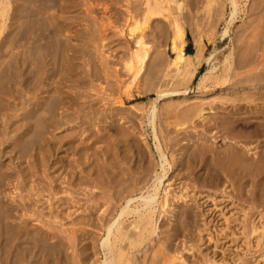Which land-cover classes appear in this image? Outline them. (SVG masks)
Here are the masks:
<instances>
[{"label":"rangeland","instance_id":"obj_1","mask_svg":"<svg viewBox=\"0 0 264 264\" xmlns=\"http://www.w3.org/2000/svg\"><path fill=\"white\" fill-rule=\"evenodd\" d=\"M9 1L10 5L4 6L6 8L0 11V131L2 132L4 129L1 133L2 135L0 134L3 139H0L2 141L7 139L9 143L6 144V142L4 144L5 146L3 145L0 148L10 151L7 150L9 153L5 151L8 155L5 153L6 155H3V158L1 157L2 159H0V168L2 169H0V172L3 175V177L0 176V180L2 181L0 183H3L1 184L2 186L0 185V198L2 199H0V204L8 205V203L12 201L9 205L13 204L12 207H10L14 208L13 210L15 212L12 210L13 212L11 213L13 216L7 217L10 220L3 218L0 213V217H2L0 221L2 219H4V222L7 221V223L10 221L9 224L12 222V226H17V229H19V223H21V227H26V224H28L27 229L29 228L28 226H30V228H33V231L29 228V232L21 237L20 235L17 236L14 228V232L11 231L7 233L8 238H11H6L7 240L5 239V237H7L5 233L0 234V259L2 260H0V264H35L36 262V264H47L49 260L51 261L49 264H100L104 260L105 257L101 248V243L106 235L103 231L104 228L101 226L102 221L98 219V217H101L100 215L107 207V205H104L107 201H112L111 203L113 204L115 203L113 198H111L112 192H114L115 189L113 188L111 192V186L123 183H127L123 184V186H127L131 180L140 177L143 178L142 180L144 181L142 182L143 184L141 183V185H139L142 187L156 171L160 172L159 156L154 147L151 127L147 124L146 119V113L154 102L156 105V119L158 118L155 120V128L167 159L168 164L165 166L167 172L160 186L157 198V203L159 205H156V214L154 216L155 225L153 224L154 232L151 234L149 233L150 231L146 233V241L141 240L137 242L138 247L125 250V263L127 261H132L133 264H143V262L144 264H264V169L263 171L261 170L262 167L264 168V158L262 157L263 155L261 156V154H264L262 153L264 151V89L258 90L261 94L256 89L250 90L249 87L240 90L234 89L236 83H246L251 77L256 75L259 76L264 73V68L262 67L264 64V56L262 55V53L264 54V2H262V0H236L238 6L237 18L229 27V36L221 39L220 33L225 27L229 14L232 11L231 4L228 0H172L174 3H181L180 10L177 12L169 10L162 14H158L156 9L157 5L161 3L162 0ZM175 20L184 33L185 44L183 49L185 53H195L198 46L202 49V60L196 68L195 77L189 80V82V73L180 68L179 64H172L176 57V53L172 51V46L176 42L173 31V23ZM134 24L136 29L135 32L132 33L133 36H131V39L129 35L130 27ZM138 36L148 44L147 46L144 43L149 50L148 59L141 75L133 81V71L130 73L126 68V64L135 49L134 41ZM23 51L24 53H22ZM12 52H16L17 54H13ZM21 54L24 56L22 57ZM26 54H29V56H26ZM259 54H261V56ZM11 55H13V57ZM258 55L260 60H258V62L253 61V63L256 64L255 67V64L252 63V57H256L254 59L256 60L259 58ZM227 56L232 57H230L233 64L231 68L232 71L235 70L237 66H241L243 69L241 67H239V69L237 68L236 70L238 71L235 70V73L233 72L232 75L231 70L228 73H222L224 61ZM20 57H22L23 60L20 59ZM246 57H248V60ZM249 59H251L252 64L246 62V60L250 61ZM242 60L245 61L242 63ZM234 61L239 65L235 66ZM237 61H239V63ZM262 61L263 64L261 63ZM244 63L247 64V68H244L246 65H244ZM248 65L253 71L247 70L250 68H248ZM212 66L216 68V81L214 80L213 84L211 81H208L204 85L198 84L201 75ZM10 67L11 69L13 68V71ZM31 68L34 70L37 68L38 72L37 69V73L33 70V74L32 71H30ZM253 68L256 70L263 68V70L257 73L259 71ZM244 69H246V71H244ZM11 71L13 75L15 74L14 76H16V74L25 75L27 72L28 76H25L28 77L27 79L30 81L29 84L24 86L13 85L14 88L11 85V79L14 77ZM15 71L16 73H14ZM4 76H8L10 79ZM226 76H232V78L230 79ZM243 76H246L249 80L246 77L242 78ZM248 76H250V78ZM3 78H5V80ZM32 79H34V83ZM85 80L87 82H85ZM255 81L256 80H253V82H251L250 80V83H254ZM36 83L39 84L36 86ZM42 83H44L43 86ZM30 84L34 85L35 89L34 87L31 89L32 86L30 87ZM46 84H48V87ZM214 85H223L224 88L216 91V94L200 97V94L205 89L214 88ZM41 86L46 87L41 88ZM12 88H14V91ZM23 88H26V90ZM54 88L57 89V91ZM1 89L6 94H3ZM186 89L187 92L184 93ZM15 90L17 91L15 92ZM23 90L26 93H23ZM159 90L167 92L179 91L181 96L159 100L157 98V91ZM11 91L14 92V95L16 94L15 96L20 94V97H16V101L15 98L12 97L13 93L11 94ZM42 92L46 94L44 95ZM29 93L32 94L30 95ZM37 93L40 94V96ZM27 94H29V96ZM55 94L58 95L55 96ZM244 94L245 96L247 94L249 96L245 97L243 96ZM27 96L30 97V99H28ZM36 96H38L40 100ZM49 97L52 99H49ZM247 97L252 100L254 99V101L251 100L250 102ZM24 98H27L29 101H23L25 100ZM79 98L82 99L80 100ZM242 98L246 101H243ZM3 99L5 101L4 103L2 101ZM53 99L54 102L57 100L55 103H51V105L56 104L55 106L50 105V100L53 101ZM38 101H40L42 105L38 112L40 113L44 109V113L48 111L47 113L50 114V116L47 113L45 114V116H49H46L48 118L45 117V120L43 118L44 116H41L43 120L38 118L40 117L38 115H36L38 117L34 116V114H38V112L35 111L37 112L35 113L32 111L36 109L33 105ZM14 102H18L16 104L21 105L17 106ZM45 102L46 104L48 103L46 108H54L46 110V108H43ZM61 102H63L64 105ZM78 102L83 103V106ZM29 104L32 105L30 106L32 109L28 106ZM202 104H205V107L214 106L213 111L204 119L205 122L204 120L200 121L197 119V109H199L197 106H204ZM8 105L11 110L7 109ZM49 105L50 107H48ZM61 105L63 109L61 107V109L58 108ZM68 105L69 107H67ZM63 106H65V108ZM19 107L21 108L19 109ZM189 108L190 111L188 112L186 109ZM214 108L217 109L214 110ZM12 109H17L18 111L16 110V112ZM27 109L29 110L26 111ZM23 111L24 113H21ZM92 111L97 114L93 115L94 112ZM43 112L41 113L42 115ZM60 112H62V114H60ZM1 113L4 114V117L1 116ZM7 113L8 116L6 115ZM191 113H194V117ZM87 114L89 115L87 116ZM11 115L14 117L12 119H15L16 116L17 118L19 117V119L16 118V122L15 120L11 122V118H7V121L6 116L12 117ZM54 115L56 118H54ZM37 118L40 119L42 123L39 121L37 122ZM1 119L3 120L1 121ZM27 119L30 121H27ZM55 119L57 121L54 122ZM225 119L231 122V124H228ZM18 120L19 122L21 120V124H19ZM33 120H35L38 125L36 122L34 123ZM207 121L209 122V127L207 126L208 128L206 131L204 127L208 125ZM232 122H234V125H232ZM236 122L237 124H235ZM82 123L84 124V128L86 127L87 132L85 131L86 129H83ZM211 123L213 125H211ZM10 124L11 129L10 127L8 128ZM33 124L35 127L36 125L40 126L42 124L41 130L43 128L45 130H40V133H37L36 129L39 130L40 128L32 127ZM50 124H52L51 127L48 126ZM57 124H60V126ZM13 125L18 128H14ZM224 125H226V127H224ZM229 125L234 126V128ZM70 126L72 129L69 128ZM229 127L233 130H228ZM13 128L18 132L14 131ZM32 128L35 129L36 133ZM11 130H13V132H11ZM81 130H83V132ZM212 130L214 132H212ZM74 131H76L78 135H76L77 133ZM10 132L14 133V136L16 134L17 137L22 136L21 139H19V137L13 140L14 136L8 135V133L11 134ZM29 133L35 134V136L32 135L34 138L30 136ZM26 134H28L30 138ZM71 134H74V136L71 137ZM80 134L83 136H80ZM46 136L48 138H45ZM122 136L125 138L121 139ZM35 137L39 144L36 143V140L35 142L33 140L32 144L31 142L25 143L27 140L29 142L30 139H35ZM62 137H64L65 140L61 139ZM68 137L70 138L68 139ZM78 138H82V140ZM44 139H46V141H44ZM47 139L49 142H47ZM16 140H19V142ZM72 140L74 142H72ZM122 140H124V142ZM80 141L86 145L82 144ZM15 142L17 144H15ZM127 142L129 144H127ZM21 143L24 148L20 147ZM10 144L15 147L9 146ZM42 144H45L47 148ZM17 145H19L18 148ZM40 145L45 148V151L42 147V150L40 149ZM68 146H70V149ZM87 146L89 149H87ZM58 147L61 150L58 149ZM205 147L211 148H208L210 150H207L209 151L208 154L204 149ZM13 148L15 150H13ZM19 148L22 150L21 153L23 156L19 155L21 151ZM68 149L69 151H66ZM201 149L202 151H199ZM262 149L263 151L261 152ZM29 150L34 151L31 152ZM53 150L55 152H53ZM211 150L216 151L218 156L215 155L214 152L211 155ZM232 150L238 153L231 152ZM23 151L26 153L24 154ZM35 151L36 153H34ZM203 151L206 152L207 155L203 153ZM45 152H49L53 157L52 155L49 157L50 154L48 155ZM199 152L203 153H201L202 156ZM44 153L45 155H43ZM126 153H128V155ZM209 153L210 156L214 154V158H206ZM221 153H223V155ZM231 153L233 154L231 155ZM239 153L241 157L236 156H239ZM108 154H110V156ZM190 154L192 157L194 156V158H191ZM195 154H199L197 158ZM204 154L206 157L203 156ZM24 155L27 157H24ZM258 155H260L259 158H263L262 160L260 159L261 161L258 159ZM43 156L48 157L49 160H46V158L44 160L42 158ZM244 156L245 158L243 159L249 162L247 163V166H250L247 167L248 169H245L246 167L243 168L241 165L239 166L242 160L241 158ZM126 157H128V160ZM218 157L221 159H217ZM229 157H235L234 160H237L235 163L238 162V165L233 164L231 166L232 162L229 161L231 160ZM256 158L260 165L263 161L260 166L261 168L257 164ZM112 159H114L116 163L119 162L120 165L115 164ZM201 159L203 161H201ZM210 159L213 161L210 162ZM216 159L218 161H216ZM40 160L45 162L39 164ZM198 160L200 161L198 162ZM214 160L216 161L215 167H213L215 164ZM34 162H39V165L37 163L34 164ZM207 162H209V164H207ZM228 163H230L229 166ZM4 164H7V166ZM206 164L208 166L213 164L211 166L212 169L210 166H206ZM114 165H119L120 169L118 167L116 169ZM144 166L149 172L148 170H144ZM224 166L226 167L225 169ZM8 167L12 170L8 171ZM30 167L33 168L30 170ZM50 167H53L52 170ZM137 167L139 168L137 169ZM227 168H230V170L228 169L227 171ZM242 168L247 170V172H243V170H241ZM24 169L26 173L23 172V176L21 173ZM110 169H112V171ZM28 170L30 172L34 171L32 174H36L34 175L35 177L29 172L34 179L30 178V175L27 174ZM213 170H216L215 173H217L218 176L220 175L219 180L221 182L219 180L217 182L218 177L213 180L214 176L211 177ZM204 171H207V176H210L209 178H206V172ZM208 171H210V174ZM187 173H189V175H187ZM121 174L124 175L121 176ZM74 175L77 176L74 177ZM108 175L112 176L109 177ZM195 175H197V177ZM10 176L12 177L10 178ZM25 176L27 178L29 177L28 181L25 180ZM49 177L52 180H49ZM77 177L80 178V181H78ZM117 177H120V179H117ZM20 178H22V180L24 178V183ZM180 179H182V181ZM207 179H209V181ZM242 179L245 185L242 184ZM152 180H150L148 185L151 184ZM202 180L205 182L207 181L206 184ZM18 181L19 183H23V185L21 184L20 186V184H17ZM76 181L78 182L76 183ZM75 183L78 184L77 186L79 188ZM211 183L213 186L215 185L214 183H216L217 186L215 185L213 187ZM26 184L29 189L26 187ZM209 184L211 185L209 186ZM24 185L26 188H24ZM42 186L46 188V190L44 189L42 191ZM119 186L116 188L118 189ZM21 187L26 190L28 189V191L23 189L24 192L20 191ZM39 187L42 189H38L39 191H37L35 188ZM82 189L85 190L83 191ZM29 192L31 194H28ZM107 192L111 195H109L110 198L108 200H105L104 193L105 196H107ZM17 197H19V199H17ZM24 197L26 199L27 197L28 199L31 197L30 200L27 199L29 205ZM163 197L164 199L169 197L171 200L173 198L172 201L170 200L171 205L169 208H160V204L164 201ZM16 199L22 202L21 204L19 201L22 206L20 204L16 206V202L18 203ZM24 201L27 207L23 203ZM15 207L16 209L18 208L17 212ZM22 209H24V211ZM182 211H185L183 216ZM105 214H102L103 218L104 216L105 218L108 217V213ZM96 218L101 222H97L98 220H96ZM174 220L178 221L180 224ZM24 221L27 223L25 224ZM131 221H133V219H126V223ZM175 222L177 223L176 226L174 225L176 224ZM97 227H99L100 230ZM255 228L257 229L256 232H254ZM79 229H82L81 232ZM73 231L75 233H80L75 234ZM30 232L35 233L30 234ZM84 232L86 233L84 234ZM14 233L16 234L14 235ZM25 236L29 237V240L27 237L25 238ZM30 236L33 239H31ZM18 237H21L20 240L22 241L18 240ZM24 239L27 241H23ZM77 239L82 241H78ZM90 239L92 241H88ZM11 240H13V242L15 240V243ZM11 242L12 248L10 246L8 247ZM76 242L80 245H77ZM90 243L92 244L91 246ZM22 246H24V248H22ZM14 247L17 249H14ZM26 248L29 250L28 252ZM32 249H34L33 252ZM75 249H78V251ZM82 249L85 253L82 252ZM16 250L23 252L19 254L20 251H17V253L15 252ZM26 253L27 255L28 253H32L30 256L28 255V259H26ZM34 254H36V258ZM56 254L58 256H56ZM11 256L14 260H11ZM15 256H17V258H15ZM40 256L41 259H39ZM26 260L28 261L26 262Z\"/></svg>","mask_w":264,"mask_h":264},{"label":"bare ground","instance_id":"obj_2","mask_svg":"<svg viewBox=\"0 0 264 264\" xmlns=\"http://www.w3.org/2000/svg\"><path fill=\"white\" fill-rule=\"evenodd\" d=\"M229 1V3L231 4V7H232V11H231V13L229 14V18H228V20L226 21V24H225V27L223 28V30H222V32L220 33V38L221 39H224V38H226V37H228L229 36V32H230V30H229V27H230V25L232 24V22L237 18V15H238V6H237V1L236 0H228ZM262 2H264L263 0H262ZM175 4V5H174ZM10 5V1L9 0H0V11H2L3 10V8H6V7H4V6H9ZM262 5H263V3H262ZM175 6V7H174ZM263 7V6H262ZM180 8H181V3H179V2H176V3H174V1H172V0H162L161 1V3H159L158 5H157V7H156V9H157V13L158 14H162L163 12H165V11H169V10H172V12H177L178 10H180ZM135 29H136V27H135V24L134 25H132L131 27H130V38H131V36H133L132 35V33L133 32H135ZM173 31H174V36H175V39H176V42H175V44L172 46V51L173 52H175L176 53V57H175V59L173 60V62H172V64H175V63H177V64H179L180 65V68H182L183 70H185V71H187L188 73H189V79H188V82H189V80H191L192 78H194L195 76V71H196V68L199 66V64H200V62H201V60H202V55H201V53H202V49L198 46L197 48H196V51H195V53H193V54H187V53H185V51H184V49H183V47H184V44H185V41H184V33H183V31H182V28L180 27V25L178 24V22L175 20L174 21V23H173ZM132 39V38H131ZM145 42L143 41V39L141 38V37H139L138 36V38H136L135 39V41H134V45H135V49H134V51L132 52V54H131V56H130V58H129V60H128V62H127V64H126V68L128 69V71L131 73L132 71H133V74H134V76H133V81L134 80H136L137 78H139V76L141 75V73H142V70H143V68H144V65H145V63H146V61H147V59H148V50H149V48L147 49V46H148V44H144ZM15 46V45H14ZM37 46V45H36ZM12 48H13V46H12ZM15 48V47H14ZM34 48H36V47H34ZM33 48V49H34ZM30 49H32V48H30ZM29 49V50H30ZM34 50H36V49H34ZM25 51H28V50H25ZM31 51V50H30ZM13 53V52H12ZM16 53V52H15ZM15 53H13V54H15ZM22 53H24V51L22 52ZM26 53V52H25ZM28 53V52H27ZM17 54V53H16ZM29 54H30V52H29ZM29 54L27 55L26 54V56H29ZM22 55V57L24 56L23 54H21ZM31 55H32V53H31ZM260 56H261V54H259ZM259 55H258V57H259ZM262 55L264 56V54L262 53ZM12 57H13V55H11ZM22 57H20V59H22L23 60V58ZM33 57V56H32ZM231 57V56H230ZM230 57L229 56H227L226 57V59H225V61H224V69L222 70V73H228L230 70L232 71V61H231V59H230ZM232 58V57H231ZM237 58V57H236ZM235 58V59H236ZM239 58V57H238ZM244 58V57H243ZM248 57H246V59H247ZM251 58V57H250ZM253 59H252V63H253V61L254 62H258V60H260V57L259 58H257L256 60H254L255 58L254 57H252ZM262 58V57H261ZM264 58V57H263ZM28 59V58H27ZM30 59H31V57H30ZM34 59V58H33ZM245 59V58H244ZM21 60V61H22ZM240 60V59H239ZM248 60V59H247ZM246 60V62H250L251 63V59H249L250 61H247ZM12 61V60H11ZM245 60H242L241 62L243 63ZM20 62V61H19ZM29 62H31V61H29ZM236 61H234V63H235ZM238 63H239V61H237ZM21 63V62H20ZM22 63H23V61H22ZM39 63V62H38ZM37 63V64H38ZM250 63H249V65H250ZM251 63V64H252ZM262 64H263V61L261 62ZM260 63V64H261ZM12 64V63H11ZM30 64V63H29ZM40 64V63H39ZM246 63H244V65H245ZM253 64H255V63H253ZM22 65V64H21ZM235 66L236 65H239V64H234ZM240 65H243V64H240ZM248 65V68L251 66H249ZM9 66H11V65H9ZM30 66V65H29ZM235 66H234V68H235ZM260 66H262V65H260ZM42 67V66H41ZM239 67H241V66H237V68L239 69ZM252 67V66H251ZM251 67L249 68V69H247L248 71L249 70H252L251 69ZM255 67H256V64H255ZM263 68H264V64H263V66H262ZM20 68H22V67H20ZM30 68V67H29ZM179 68V69H180ZM233 68V69H234ZM236 68V69H237ZM242 68V67H241ZM244 68H247V64L245 65V67ZM263 68H260V70H256L255 68H253V69H255L256 71H259V72H257V73H260V71L261 70H263ZM10 69H11V67H10ZM37 69V68H36ZM36 69L34 70V69H32L31 68V70L30 71H32V73H33V70L36 72ZM135 69V70H134ZM235 69V70H236ZM243 69V68H242ZM12 71H13V68L11 69ZM215 70H216V68L214 67V66H212L208 71H206V72H204L202 75H201V77L199 78V80H198V84H201V85H204L205 83H207L208 81L210 82L211 81V83L213 84L214 83V80L215 79H217L216 78V76H215V74H216V72H215ZM235 70H233L232 71V73H231V75L233 74V72L235 73ZM12 71H11V73H12ZM40 71V70H39ZM134 71H135V73H134ZM236 71H238V70H236ZM240 71H241V69H240ZM244 71H246V69H244ZM253 71V70H252ZM26 72V71H25ZM29 72V71H28ZM37 72H38V69H37ZM36 72V73H37ZM251 72V71H250ZM264 72V71H263ZM11 73H10V75H11ZM14 73H16V71L14 72ZM31 73V72H30ZM241 73V72H240ZM245 73H247V72H245ZM244 73V74H245ZM254 73H256V72H254ZM262 73V72H261ZM34 74V73H33ZM39 74V73H38ZM37 74V75H38ZM42 74V73H41ZM132 74V75H133ZM230 74V73H229ZM9 75V76H10ZM12 75H13V73H12ZM15 75V74H14ZM13 75V76H14ZM25 75H27V72H26V74ZM25 75H18V74H16V76H14V77H12V81L11 80H9V81H11L10 83H11V85L13 86V85H19V86H24V85H28L29 84V82L30 81H28V77H26ZM36 75V74H35ZM227 75V74H226ZM240 75V74H239ZM28 76V75H27ZM53 76V75H52ZM223 76V75H222ZM236 76V75H235ZM251 76H253V75H251ZM4 77H6V78H8V76H4ZM36 77V76H35ZM226 77H229V76H226ZM246 77V76H245ZM244 76L242 77V78H245ZM249 78H250V76H248ZM10 78H11V76H10ZM10 78H8V79H10ZM30 78V77H29ZM51 78V77H50ZM230 79L232 78V76L231 77H229ZM247 78V77H246ZM258 78V79H257ZM4 80H5V78H3ZM86 79V78H85ZM240 79V78H239ZM238 79V80H239ZM248 79V78H247ZM33 80L34 79H32V82H33ZM42 80V79H41ZM226 80H227V78H226ZM242 80V79H241ZM240 80V81H241ZM249 80V79H248ZM250 80H251V82H253V80H256L254 83H250ZM250 80L248 81V82H246V83H242V82H238V83H236L235 84V87H234V89L235 90H240V89H245V88H250V90L251 89H256L257 91L258 90H260V89H264V73H262V74H260L259 76L258 75H256V76H253V77H251L250 78ZM40 81V80H39ZM52 81V80H51ZM54 81V80H53ZM216 81V80H215ZM221 81H222V77H221ZM7 82V81H6ZM31 82V83H32ZM35 82V81H34ZM33 82V83H34ZM37 82V81H36ZM50 82V81H49ZM85 82H87L86 80H85ZM84 82V83H85ZM220 82V81H219ZM226 82V81H225ZM46 83V82H45ZM133 83V82H132ZM37 84H39V83H36V86H37ZM43 84L44 83H42V86H43ZM224 84V83H223ZM48 84H46V86H47ZM32 86V88L31 89H33V87H34V89H35V86L34 85H31L30 84V87ZM41 86V88H45V87H42ZM215 87L214 88H210V89H205L201 94H200V97H204V96H207V95H210V94H214L216 91H219L220 89H222V88H224V86L223 85H214ZM14 87V86H13ZM26 87V86H25ZM48 87V86H47ZM11 88V87H10ZM15 88V87H14ZM14 88H12L13 89V91H14ZM22 88V87H21ZM24 89V88H23ZM28 89V88H27ZM31 89H30V91H31ZM37 89V88H36ZM55 89V88H54ZM2 90V89H1ZM8 90V89H7ZM24 90H26V88L24 89ZM23 90V91H24ZM56 91H57V89H55ZM234 90V91H235ZM247 90V89H246ZM249 90V89H248ZM17 90H15V92H16ZM28 91V90H27ZM41 91V90H40ZM44 91V90H43ZM56 91H54V92H56ZM244 91V90H243ZM2 92H3V90H2ZM32 92V91H31ZM36 92V91H35ZM39 92V91H38ZM45 92V91H44ZM187 92V89L184 91V93H186ZM251 92V91H250ZM259 92V91H258ZM13 93V95H12V97H14L15 98V101H16V97H20L18 94H17V96H15L14 95V92H12L11 91V94ZM19 93V92H18ZM23 93H26L25 91L23 92ZM28 93V92H27ZM41 93V92H40ZM43 93V92H42ZM59 93V92H58ZM141 93V92H140ZM257 93V92H256ZM260 93V92H259ZM3 94H6V93H4L3 92ZM30 95L32 94V93H29ZM29 94H27L28 96H29ZM38 94V93H37ZM44 94V93H43ZM46 94V93H45ZM44 94V95H45ZM49 94V93H48ZM216 94V93H215ZM242 94V93H241ZM261 94V93H260ZM39 96H40V94H38ZM56 95H58V94H55V96ZM27 96V97H28ZM33 96V95H32ZM52 96H54V95H52ZM84 96V95H83ZM87 96V95H86ZM175 96H181L180 95V93H179V91H172V92H167V91H162V90H159V91H157V98L159 99V100H163V99H166V98H170V97H175ZM243 96H245V94L243 95ZM246 96H249L248 94L246 95ZM245 96V97H246ZM26 97V96H25ZM37 98H39L38 96H36ZM51 97V96H50ZM49 97V99H52V98H50ZM78 97V96H77ZM88 97V96H87ZM43 98V97H42ZM47 98H48V96H47ZM67 98H69V97H67ZM71 98H72V96H71ZM244 98V97H243ZM242 98V99H243ZM248 98V97H247ZM7 99V98H6ZM19 99V98H18ZM25 100H23V101H25L26 102V100H27V98H24ZM28 99H30V97H28ZM48 99V100H49ZM56 99H57V97H56ZM55 99V100H56ZM66 99V98H65ZM70 99V98H69ZM76 99H78V98H76ZM80 100L82 99V98H79ZM244 99H246V98H244ZM243 99V101H246V100H244ZM249 100H250V102H251V98H248ZM1 100V99H0ZM20 100V99H19ZM32 100V99H31ZM38 100V99H37ZM39 100H40V98H39ZM43 100V99H42ZM67 100V99H66ZM72 100V102H73V98L71 99ZM70 100V101H71ZM75 100V99H74ZM84 100V99H83ZM3 101V103L5 102L4 101V99L2 100ZM6 101H9V100H6ZM27 101H29V100H27ZM57 101V100H56ZM55 101V102H56ZM65 101V100H64ZM69 101V100H68ZM248 101V100H247ZM252 101H254V99L252 100ZM11 102V101H10ZM21 102V101H20ZM47 102V101H46ZM46 102H45V105L43 106V108H46L47 107V104H46ZM49 102V101H48ZM55 103L54 102V99H53V101L52 100H50V105H51V103ZM59 102V101H58ZM57 102V103H58ZM66 102V101H65ZM64 102V103H65ZM80 102H82V101H80ZM12 103V102H11ZM10 103V104H11ZM16 103H18V102H16ZM15 102H14V104H16ZM30 103V102H29ZM62 104H63V102H61ZM69 103V102H68ZM75 103H77V102H75ZM74 103V104H75ZM79 103V102H78ZM8 104H9V102H8ZM70 104V103H69ZM79 104H83V103H79ZM17 106H19V105H21V104H16ZM50 105L48 106V107H50ZM54 106L56 105V104H53ZM53 105H51V106H53ZM60 105V104H59ZM64 105V104H63ZM65 105H66V103H65ZM72 105V104H71ZM70 105V106H71ZM202 105H204V106H197V108H199V109H197V108H195V109H197L198 110V114H197V119H199L200 121L201 120H204V119H206V117H207V115L208 114H210V112H212L213 111V107H205V104H202ZM209 105V104H208ZM29 107L30 106H32V105H28ZM33 106H35L36 107V109H33L32 111H39L40 109H41V102L40 101H38L37 103L35 102V105H33ZM58 106V105H57ZM83 106V105H82ZM3 107H5V106H3ZM8 108V110H11V108H9V105L7 106ZM11 107H13V106H11ZM16 107V106H15ZM28 107V108H29ZM34 107V108H35ZM62 108V105L61 106H59L58 108L59 109H61ZM64 108H65V106H63ZM67 107H69V105L67 106ZM21 107H19V109H20ZM25 108H27V107H25ZM31 109H32V107H30ZM54 108V107H53ZM52 107L51 108H49V109H53ZM193 108V107H192ZM264 108V107H263ZM48 108H46V110H49ZM58 109V110H59ZM63 109V108H62ZM194 109V108H193ZM193 109H192V111H193ZM215 109H217V108H214V110ZM261 109V108H260ZM12 110H17V109H12ZM29 109H27L26 111H28ZM44 110V109H43ZM43 110H42V112H43ZM188 112L190 111V108L189 109H186ZM18 111V110H17ZM16 111V112H17ZM51 111V110H50ZM49 111V112H50ZM53 111V110H52ZM3 112V111H2ZM29 112H31V111H29ZM28 112V113H29ZM37 112H35V113H37ZM42 112H38V114H34V116H36V115H38V116H40V117H38V116H36V117H38V118H41V120H43L42 119V117L41 116H44L43 118H44V120H45V117L46 116H50V114H48L47 112H43V115L41 114ZM92 112H94V111H92ZM172 112V111H171ZM197 112V111H196ZM232 112V111H231ZM4 113V112H3ZM21 113H24V111L23 112H21ZM48 114V115H46L45 116V114ZM90 113V112H89ZM170 113V112H169ZM187 113V112H186ZM195 113V112H194ZM194 113L192 114L191 113V115L193 116L194 115ZM2 114V113H1ZM17 114V113H16ZM15 114V115H16ZM33 114V113H32ZM31 114V115H32ZM58 114V113H57ZM60 114H62V112H60ZM95 114H97V113H95L94 112V114L93 115H95ZM185 114V113H184ZM190 114V113H189ZM4 114H2L1 116H3ZM7 116H8V113L6 114ZM21 115V114H20ZM25 115H26V113H25ZM89 114H87V116H88ZM92 115V114H91ZM92 115V116H93ZM188 115V114H187ZM186 115V116H187ZM6 116V120H7V118H11L10 120H11V122H12V120H15V122L17 121L16 120V118H17V116H16V118L15 119H12V118H14L12 115V117H7ZM21 116H23V115H21ZM48 116V117H49ZM4 117V116H3ZM25 117V116H24ZM23 117V118H24ZM27 117V116H26ZM48 117H46V118H48ZM83 117V116H82ZM194 117V116H193ZM1 118V117H0ZM21 118V117H20ZM35 118V117H34ZM37 118V119H38ZM54 118H56L55 117V115H54ZM145 118V117H144ZM191 118V117H190ZM4 119V118H3ZM3 119H1V121L3 120ZM17 119H19V117L17 118ZM26 119V118H25ZM24 119V120H25ZM37 119H35V120H37ZM82 119H84V118H82ZM87 119V118H86ZM89 119V118H88ZM146 119H147V124L151 127V130H152V136H153V140H154V147H155V150H156V152L158 153V156H159V166H160V172H155V174L149 179V181L147 182V183H144V185L141 187V186H139V185H141V183L142 182H144L142 179L143 178H140V177H138V179L137 178H135V180H131L130 181V183L127 185V186H123V184H127V183H123V184H115L114 186H111L112 188L110 189V191L112 192V190H113V188L115 189L114 190V192H112V197L111 198H113V200L115 201V203L113 204V203H111V202H109V201H107V203H105L104 205L106 206L107 205V207L104 209V211H103V213L105 214H107L108 215V217L107 218H105V216H104V218L102 217L103 215V213H102V211H101V217H102V219H101V217L99 218L98 217V219H100L101 221H102V228H104L103 229V231L105 232V237H104V239L102 240V243H101V248H102V251H103V254H104V260L100 263V264H133V262L132 261H127L126 263H125V250L126 249H134V247H138L137 246V242H139V241H141V240H145L146 238H145V234L146 233H148L149 231V233L151 234V233H153L154 232V230H153V228H154V226H153V224H154V216H155V214H156V205L158 204L157 203V198H158V195H159V190H160V186L162 185V182H163V179L165 178V176H166V172H167V168L165 167L168 163H167V159H166V156H165V154H164V152H163V149H162V146H161V143H160V140H159V138H158V136H157V133H156V128H155V120H157L156 119V105H155V102L154 103H152V106L149 108V110H148V112L146 113ZM35 120H33L34 121V123L36 122ZM49 120V119H48ZM85 120V119H84ZM92 120V119H91ZM227 119H225V121H226ZM230 120V119H229ZM232 120V119H231ZM8 121V120H7ZM22 121H23V119H22ZM27 121H30V120H28L27 119ZM32 121V122H33ZM41 122L42 123V121H40V119H38L37 120V122ZM55 121H57L56 119L54 120V122ZM86 121V120H85ZM84 121V122H85ZM10 122V123H11ZM14 122V121H13ZM18 122H19V120H18ZM24 122V121H23ZM23 122H22V126H23ZM31 122V123H32ZM36 122V124L38 125V123ZM68 122V121H67ZM204 122H205V120H204ZM208 122V121H207ZM224 122V121H223ZM226 122H228V124L230 123L231 124V122H229V121H226ZM9 123V122H8ZM52 123V122H51ZM57 123V122H56ZM202 123H203V121H202ZM222 123V122H221ZM234 122H232V125H234L233 124ZM2 124H3V122H2ZM12 124H14V123H12ZM19 124H21V120H20V122H19ZM28 124V123H27ZM83 124V123H82ZM86 124V123H85ZM90 124V123H89ZM217 124V123H216ZM216 124H215V126H216ZM219 124V123H218ZM226 124V123H225ZM235 124H237V122L235 123ZM26 125V124H25ZM25 125H24V127H25ZM36 125V127H35V125L33 124V126L32 127H35V128H38L39 130H37L36 129V131H37V133H40V130H41V128H42V124L40 125V126H37ZM51 125L52 124H50V125H48V126H50L51 127ZM55 125V124H54ZM57 125H59L60 126V124H57ZM81 125V124H80ZM211 125H213L212 123H211ZM227 125V124H226ZM226 125H224V127H226ZM232 125H229V126H232ZM2 126H4V125H2ZM17 126H18V124H17ZM16 126V127H17ZM22 126H21V128H22ZM27 126V125H26ZM83 126V129H86V127L84 128V124L82 125ZM87 126V125H86ZM209 127V122H208V125H206V127H204V129L206 128V131H207V128ZM214 126V127H215ZM242 126V125H241ZM10 127V129H11V124L8 126V128ZM13 127H14V125H13ZM16 127H14V128H16ZM19 127V126H18ZM17 127V128H18ZM30 127V126H29ZM46 127V126H45ZM49 127V128H50ZM53 127V126H52ZM217 127H218V125H217ZM228 127V126H227ZM233 128H234V126H232ZM5 128V127H4ZM13 128V129H14ZM49 128H48V131H49ZM57 128V127H56ZM69 128H71V126L69 127ZM88 128V127H87ZM23 129V128H22ZM22 129H20V130H22ZM25 129V128H24ZM27 129H28V127H27ZM34 131H35V129L34 128H32ZM51 129H53V128H51ZM54 129H55V127H54ZM72 129V128H71ZM70 129V130H71ZM211 129V128H210ZM212 129H214V128H212ZM229 129H232L231 127H229L228 128V130ZM238 129V128H237ZM4 130V129H3ZM3 130H2V132H3ZM30 130H31V127H30ZM32 130V131H33ZM42 130H45L44 128L42 129ZM41 130V131H42ZM68 130V129H67ZM91 130V129H90ZM233 130V129H232ZM231 130V131H232ZM240 130V129H239ZM239 130H238V133H239ZM6 131V130H5ZM4 131V132H5ZM7 131H8V129H7ZM14 131H16V129H14ZM33 131V132H34ZM36 131H35V133H36ZM46 131H47V128H46ZM82 132H83V130H81ZM86 132H87V129L85 130ZM84 131V132H85ZM205 131V132H206ZM235 131H237V130H235ZM235 131H233V132H235ZM1 131H0V134L2 133ZM11 132H13V130H11ZM10 132V133H11ZM16 132H18V131H16ZM20 132H22V131H20ZM33 132H31V133H33ZM44 132V131H43ZM73 132V131H72ZM74 132H76V131H74ZM211 132V131H210ZM212 132H214L213 130H212ZM233 132H231V133H233ZM25 133V132H24ZM42 133V132H41ZM71 133V132H70ZM77 133V132H76ZM76 133H74V134H76ZM81 133V132H80ZM218 133V132H217ZM230 133V132H229ZM14 133H11V134H9L8 133V135H13ZM30 134V133H29ZM47 134V133H46ZM74 134H71V137L72 136H74ZM82 134V133H81ZM80 134V136H83V135H81ZM84 134V133H83ZM208 134V133H207ZM2 135V134H1ZM28 137H29V135L28 134H26ZM33 134H30V136H32ZM38 135H40V134H38ZM69 135V134H68ZM68 135H66V136H68ZM76 135H78V133L76 134ZM118 135H120V134H118ZM212 135V134H211ZM236 135V134H235ZM6 136V135H5ZM14 136V135H13ZM12 136V137H13ZM16 136V137H15ZM14 136V139L13 140H15L16 138H19V137H17V134ZM33 136H35V134L33 135ZM32 136V137H33ZM70 136V135H69ZM240 136V135H239ZM9 137V136H8ZM22 137V136H21ZM21 137L19 138V139H21ZM24 137V136H23ZM36 137H38V136H36ZM36 137H35V139H33L32 138V140L30 141L29 140V142H28V140H27V142H25V140H24V142L27 144V143H30L31 142V144H32V141L34 140V142H35V140H36V143H38L39 144V142H37V139H36ZM65 137V136H64ZM64 137H62L61 139H64L65 140V138ZM118 137H120V136H118ZM117 137V138H118ZM242 137V136H241ZM244 137H246V136H244ZM0 138H2L3 139V137H1L0 136ZM30 138V137H29ZM29 138H27V139H29ZM45 138H48L47 136L45 137ZM52 138V137H51ZM70 137H68V139H69ZM125 138V137H124ZM123 138V136H122V138L121 139H124ZM243 138V137H242ZM248 138V137H247ZM50 139V138H49ZM54 139V138H53ZM58 139V138H57ZM73 139V138H72ZM79 139V138H78ZM77 139V140H78ZM224 139V138H223ZM1 140V139H0ZM67 140V139H66ZM76 140V139H75ZM79 140H82V138L81 139H79ZM85 140V139H84ZM83 140V141H84ZM118 140V139H117ZM17 142H19V140H16ZM44 141H46V139H44ZM50 141H51V139H50ZM57 141V140H56ZM69 141V140H68ZM123 142H124V140H122ZM145 141V140H144ZM204 141V140H203ZM7 142V139L5 140H1V142H0V147L1 146H3L5 143ZM14 142V141H13ZM23 142V141H22ZM24 142H23V144H24ZM33 142V143H34ZM47 142H49L48 141V139H47ZM47 142H45V143H47ZM54 142V141H53ZM66 142V141H65ZM65 142H63V143H65ZM72 142H74L73 140H72ZM80 142H82V141H80ZM85 142V141H84ZM129 142V141H128ZM127 142V144H129ZM71 143V142H70ZM86 143V142H85ZM85 143H83L82 142V144H84V145H86ZM146 143V142H145ZM6 144H9L8 142L6 143ZM12 144H14V143H12ZM12 144H10L9 146H12ZM15 144H17L16 142H15ZM53 144V143H52ZM58 144H59V142H58ZM57 144V145H58ZM61 144V143H60ZM132 144V143H131ZM21 145H22V143H21ZM20 145V147H23V145L21 146ZM29 145V144H28ZM43 145V144H42ZM47 145V144H46ZM55 145H56V142H55ZM68 145V144H67ZM71 145V144H70ZM204 145V144H203ZM263 145H264V143H263ZM262 145V146H263ZM5 146V145H4ZM8 146V145H7ZM14 146V145H13ZM12 146V147H13ZM18 146L19 145H17V148H18ZM27 146V145H26ZM30 146V145H29ZM32 146V145H31ZM39 146V145H38ZM43 146H45V144L43 145ZM51 146V145H50ZM59 146V145H58ZM78 146V145H77ZM15 147V146H14ZM41 145H40V149H41ZM46 147V146H45ZM52 147V146H51ZM50 147V148H51ZM69 147V149H70V146H68ZM71 147H72V145H71ZM128 147V146H127ZM202 147V146H201ZM4 148V147H3ZM8 148V147H7ZM24 148V147H23ZM25 148H27V147H25ZM47 148V147H46ZM53 148H54V150H55V147H54V145H53ZM52 148V149H53ZM57 148V147H56ZM62 148V147H61ZM64 148V147H63ZM203 148V147H202ZM208 148H210V147H208ZM208 148H204L206 151L207 150H209ZM20 149V148H19ZM37 149H39V148H37ZM42 149L45 151V148H43L42 147ZM41 149V150H42ZM58 149H60L59 147H58ZM65 149V148H64ZM69 149L68 150H66V151H69ZM87 149H89L88 148V146H87ZM119 149V148H118ZM121 149V148H120ZM119 149V150H120ZM211 149V148H210ZM236 149V148H235ZM264 149V148H263ZM263 149L261 150V152L263 151ZM8 150V149H7ZM7 150H5V149H1L0 148V159H2L3 157V155H8V153L10 152L9 150V152L7 151ZM13 150H15L14 148H13ZM21 150V149H20ZM25 150V149H24ZM53 150V152H55ZM61 150V149H60ZM72 150H73V148H72ZM122 150V149H121ZM229 150H231V149H229ZM5 151H7L8 153H6ZM11 151H12V148H11ZM18 151V150H17ZM26 151V150H25ZM29 151H31V150H29ZM32 151H34V150H32ZM31 151V152H32ZM39 151V150H38ZM47 151H49V150H47ZM50 151H51V149H50ZM49 151V152H50ZM127 151V150H126ZM199 151H202V149L201 150H199ZM210 151V150H209ZM209 151H207V154H208V152ZM236 151H237V149H236ZM13 152V151H12ZM22 152V150L20 151V154L19 155H22L23 156V154L21 153ZM49 152H45V153H47L48 155L51 153H49ZM58 152V151H57ZM72 152V151H71ZM134 152H135V150H134ZM215 153V155H217L216 154V151H212L211 150V155H212V153ZM231 152H235V151H231ZM6 153V154H5ZM15 153V152H14ZM17 153V152H16ZM18 153H19V151H18ZM23 153L25 154L26 152H24L23 151ZM34 153H36V151L34 152ZM45 153L43 154V155H45ZM129 153V152H128ZM128 153H126L127 155H128ZM131 153V152H130ZM198 153V152H197ZM200 154L202 153V152H199ZM203 153H205L206 154V152H204L203 151ZM202 153V154H203ZM228 153V152H227ZM229 153H230V151H229ZM236 153V152H235ZM238 153V152H237ZM236 153V154H237ZM262 153H264V151L262 152ZM54 154V153H53ZM121 154H122V151H121ZM202 154H201V156H202ZM203 155V156H205L206 157V155ZM222 155H223V153H221ZM226 154V153H225ZM233 153H231V155H232ZM259 154H260V152H259ZM15 155V154H14ZM13 155V156H14ZM51 155L52 154H50V156L49 157H51ZM73 155V154H72ZM109 156H110V154H108ZM112 155H113V153H112ZM120 155V154H119ZM194 155V154H193ZM199 155V154H198ZM198 155H196L195 154V157L197 158V156ZM214 154H213V156H215ZM227 155V154H226ZM241 155H243V154H241ZM263 155V156H262ZM17 156H18V154H17ZM32 156V155H31ZM47 156V155H46ZM74 156V155H73ZM125 156V155H124ZM189 156V155H188ZM190 156H191V154H190ZM213 156H210V153H209V155L206 157V158H208V157H213ZM218 156V155H217ZM234 156V155H233ZM232 156V157H233ZM237 157H241L240 156V153H239V156L238 155H236ZM235 156V157H236ZM246 156V155H245ZM245 156L244 157H242L241 159V163L239 164V166L241 165L243 168H245V169H248L247 167L249 166H247V163H249L248 161H246V159L244 160L243 158H245ZM259 156L260 155H258V159L260 160H262L263 158H264V154H261V156L263 157H260L259 158ZM2 157V158H1ZM5 157V156H4ZM24 157H27V156H25L24 155ZM52 157H53V155H52ZM114 157V156H113ZM204 157V158H205ZM220 157V156H219ZM217 158V159H221V158ZM226 157V156H225ZM232 157H229L231 160H229V161H231L232 162V164H231V166L233 165V164H237L238 165V162L237 163H235V161H237V160H234V158H232ZM236 157V158H237ZM16 158H18V157H16ZM23 158V157H22ZM35 158V157H34ZM44 160H45V158H46V160L48 159V157H45V156H43L42 157ZM127 158V160H128V157H126ZM191 158H194V156L192 157L191 156ZM191 158H189V159H191ZM214 158V157H213ZM216 158V157H215ZM25 159V158H24ZM117 159V158H116ZM123 159V158H122ZM122 159H121V161H122ZM132 159V158H131ZM198 159H199V157H198ZM209 159V158H208ZM216 159V161H218ZM222 159H223V156H222ZM226 159V158H225ZM258 159L256 158V160H257V164H258ZM31 160H33V159H31ZM42 160V159H41ZM40 160V163L39 162H34V164L35 163H39V164H41V163H43V162H45V161H41ZM49 160V159H48ZM109 160V159H108ZM113 161H114V159H112ZM111 160V161H112ZM195 160V159H194ZM205 160H207V159H205ZM211 160V159H210ZM239 160V159H238ZM260 160V161H261ZM264 160V159H263ZM34 161H35V159H34ZM60 161H62V160H60ZM73 161V160H72ZM77 161V160H76ZM79 161V160H78ZM119 161V160H118ZM124 161V160H123ZM126 161V160H125ZM197 161V160H196ZM200 160H198V162H199ZM201 161H203L202 159H201ZM213 160H211L210 162H212ZM215 161V160H214ZM216 161L214 162L215 164L213 165V164H211V166L213 165V167H215V165H216ZM222 161V160H221ZM240 161V160H239ZM75 162V161H74ZM115 162V161H114ZM128 162V161H127ZM129 162H130V159H129ZM128 162V163H129ZM144 162V161H143ZM189 162V161H188ZM192 162V161H191ZM220 162V161H219ZM263 162V161H262ZM262 162H261V165H262ZM22 163V162H21ZM20 163V164H21ZM79 163V162H78ZM113 163V162H112ZM122 163V162H121ZM201 163V162H200ZM218 163V162H217ZM222 163H225V162H222ZM227 163V162H226ZM38 164V165H39ZM53 164V163H52ZM76 164V163H75ZM81 164V163H80ZM115 164H119V162H115ZM127 164V163H126ZM132 164V163H131ZM135 164H136V162H135ZM145 164V163H144ZM204 164V163H203ZM207 164H209V162H207ZM206 164V166H208ZM229 164L230 163H228V166H229ZM2 165H3V162H2ZM4 165H6L7 166V164H4ZM11 165V164H10ZM112 165V164H111ZM120 165V164H119ZM117 166V165H114V166H116V169H117V167L119 168L120 166ZM133 165H134V163H133ZM143 165V164H142ZM237 165H235V166H237ZM259 165V167L261 166L260 164H258ZM37 166V165H36ZM113 166V167H114ZM135 166H137V165H135ZM147 166V165H146ZM149 166H150V164H149ZM148 166V167H149ZM205 166V165H204ZM210 166V165H209ZM208 166V167H209ZM211 166H210V168H211ZM234 166V167H235ZM238 166V167H239ZM263 166H264V163H263ZM1 167H3V166H1ZM18 167V166H17ZM19 167H20V165H19ZM151 167V166H150ZM149 167V168H150ZM199 167H201V166H199ZM250 167V166H249ZM10 167H8V169H9ZM16 168V167H15ZM31 168H33V167H30L29 169L31 170ZM37 168V167H36ZM48 168H49V165H48ZM52 168L53 167H50V169L52 170ZM132 168V167H131ZM139 167H137V169H138ZM202 168V167H201ZM207 168V167H206ZM226 167L224 166V169H225ZM236 168V167H235ZM234 168V169H235ZM241 168V167H240ZM241 169V170H243V172H247V170H244V169ZM261 168V167H260ZM1 169V168H0ZM4 169H5V167H4ZM17 169V168H16ZM27 169V168H26ZM49 169V170H50ZM75 169V168H74ZM120 169V168H119ZM151 169V168H150ZM193 169V168H192ZM191 169V170H192ZM205 169V168H204ZM212 169V168H211ZM210 169V170H211ZM214 169V168H213ZM228 169L230 170V168H227V171H228ZM232 169V168H231ZM239 169V168H238ZM237 169V170H238ZM263 167L261 168V170L263 171ZM2 170V169H1ZM10 170H12V169H9L8 171H10ZM18 170H19V168H18ZM34 170V169H33ZM111 171H112V169H110ZM109 170V171H110ZM123 170V169H122ZM121 170V171H122ZM130 170V169H129ZM141 170V169H140ZM144 170H148L147 168H145V166H144ZM143 170V171H144ZM169 170V169H168ZM189 170V169H188ZM202 170V169H201ZM218 170V169H217ZM240 170V169H239ZM5 171H6V169H5ZM22 171V170H21ZM80 171V170H79ZM79 171H77V172H79ZM82 171V170H81ZM133 171V170H132ZM138 171V170H137ZM152 171V170H151ZM11 172H14V171H11ZM23 172H25L26 173V171H25V169H24V171H22V175L24 174ZM29 170H28V173L27 174H29ZM37 172V171H36ZM123 172V171H122ZM126 172V171H125ZM128 172V171H127ZM129 172H131V171H129ZM135 172V171H134ZM145 172V171H144ZM147 172V171H146ZM148 172H149V170H148ZM147 172V173H148ZM189 172V171H188ZM194 172V171H193ZM204 172H206V178H209L210 176H207V171H204ZM209 172V174H210V171H208ZM216 172V170H213L212 171V173H211V177H213L214 176V179L213 180H215V179H217V177H218V179H217V182H218V180H219V178H220V175L218 176L217 175V173H215ZM217 172H219V171H217ZM230 172V171H229ZM242 172V173H243ZM10 173V172H9ZM8 173V174H9ZM31 174L32 173H34V171L32 172H30ZM80 173V172H79ZM78 173V174H79ZM110 173H113V172H110ZM190 173H191V171H190ZM231 173H232V171H231ZM262 173V172H261ZM8 174H6V175H8ZM20 174V175H21ZM31 174H29L30 175V178H33L34 179V175H36V174H32L34 177H31ZM76 174V173H75ZM77 174V175H78ZM81 174H82V172H81ZM120 174V173H119ZM118 174V175H119ZM125 174V173H124ZM124 174H121V176L122 175H124ZM130 174V173H129ZM137 174V173H136ZM196 174V173H195ZM208 174V175H209ZM240 174V173H239ZM77 175H74V177L75 176H77ZM134 175V174H133ZM141 175V174H140ZM187 175H189V173H187ZM0 176L1 177H3V175L1 174V172H0ZM14 176H16V175H14ZM13 176V177H14ZM24 176V175H23ZM26 176H28V175H26ZM25 176V180L26 181H28L29 179V177L27 178ZM80 176H82V175H80ZM109 177H111L110 175H108ZM120 176V177H121ZM130 176V175H129ZM137 176V175H136ZM135 176V177H136ZM139 176V175H138ZM142 176H143V174H142ZM193 176V175H192ZM196 177H197V175H195ZM194 176V177H195ZM6 177V176H5ZM12 176H10V178H11ZM48 177V176H47ZM78 177H79V175H78ZM77 177V178H78ZM83 177V176H82ZM114 177H116V176H114ZM120 177H117V179L119 178L120 179ZM124 177V176H123ZM145 177H146V175H145ZM149 177V176H148ZM201 177V176H200ZM199 177V178H200ZM242 177H244V176H242ZM19 178V177H18ZM50 178V177H49ZM125 178H126V176H125ZM124 178V179H125ZM130 178V177H129ZM129 178H127V179H129ZM132 178V177H131ZM182 178V177H181ZM1 179V178H0ZM5 179H7V178H5ZM21 180H22V178H20ZM75 179V178H74ZM110 179V178H109ZM122 179V178H121ZM134 179V178H133ZM147 179V178H146ZM153 179V180H152ZM183 179V178H182ZM182 179H180L181 181H182ZM196 179V178H195ZM202 179V178H201ZM243 179H245V178H243ZM243 179H242V184L243 185H245L244 183H243ZM3 180V179H2ZM15 180V179H14ZM13 180V181H14ZM18 180V179H17ZM49 180H52L51 178L49 179ZM150 180H152V182H151V184L150 185H148L149 184V182H150ZM193 180V179H192ZM208 181H209V179H207ZM23 183H24V178H23ZM21 181V182H22ZM25 181V182H26ZM78 181H80V178H78ZM78 181H76V183L78 182ZM81 181H83V180H81ZM112 181H114V180H112ZM111 181V182H112ZM117 181H119V180H117ZM126 181V180H125ZM198 181V180H197ZM203 181V180H202ZM211 181H212V179H211ZM220 181V180H219ZM0 182H2L1 180H0ZM4 182V181H3ZM6 182H7V180H6ZM5 182V183H6ZM31 182H32V180H31ZM35 182V181H34ZM33 182V183H34ZM124 182V181H123ZM145 182H146V180H145ZM203 182H205V181H203ZM207 182V181H206ZM206 182H205V184H206ZM221 182V181H220ZM220 182H219V184H220ZM23 183H19V181L17 182V184H20V186H21V184L23 185ZM75 183V185L77 186L78 184H76ZM122 183V182H121ZM245 183H246V181H245ZM1 184H3V183H0V185ZM35 184V183H34ZM36 184H38V183H36ZM83 184H85V183H83ZM82 184V185H83ZM114 184V183H113ZM143 184V183H142ZM208 184V183H207ZM212 184V183H211ZM211 184H209V186L211 185ZM215 185H216V183H214ZM218 184V183H217ZM7 185V184H6ZM27 185V184H26ZM120 185V186H119ZM214 185V186H215ZM2 186V185H1ZM19 186V185H18ZM17 186V187H18ZM119 186V188L117 189L116 187H118ZM138 186H139V188H138ZM211 186H213V184L211 185ZM213 186V187H214ZM217 186V185H216ZM27 188H28V185L26 186ZM25 187V185H24V188H26ZM34 187V186H33ZM37 187V186H36ZM78 187V186H77ZM89 187V186H88ZM108 187V186H107ZM19 188V187H18ZM17 188V189H18ZM24 188H22L21 187V190L20 191H23V190H25V191H28V189L26 190V189H24ZM43 188V189H42ZM42 188H35L37 191H39L38 189H42V191L45 189L46 190V188H47V185H46V188H44L43 186H42ZM79 188V187H78ZM93 188V187H92ZM23 189V190H22ZM109 189V188H108ZM83 190V189H82ZM85 190V189H84ZM83 190V191H84ZM90 190H91V186H90ZM2 191V190H1ZM33 191H35V190H33ZM24 192V191H23ZM110 192V193H111ZM35 193V192H34ZM0 194H1V192H0ZM28 194H31L30 192L28 193ZM27 194V195H28ZM82 194V193H81ZM21 195H22V193H21ZM37 195H38V192H37ZM83 195V194H82ZM87 195V194H86ZM89 195H91V194H89ZM109 195H111V194H109V192H107V196H105V193H104V197L106 198H104L105 200H108L109 198H110V196ZM166 195V194H165ZM164 195V196H165ZM19 196V195H18ZM30 196V195H29ZM32 196H34V195H32ZM169 196V195H168ZM181 197V196H180ZM25 198V197H24ZM102 198V197H101ZM1 199V198H0ZM17 199H19V197H17ZM16 199V200H17ZM26 199V198H25ZM24 199V200H25ZM27 199H28V197H27ZM26 199V201H27V204H28V200H30L31 199V197L27 200ZM163 199H164V197H163ZM175 199V198H174ZM2 200V199H1ZM14 200V199H13ZM22 200H23V198H22ZM99 200V199H98ZM100 200H102V199H100ZM111 200V199H110ZM170 198L168 197V198H165L164 199V201L160 204V208L162 209V208H169L170 207ZM172 200H173V198H172ZM171 200V201H172ZM3 201H5V200H3ZM3 201H2V203H3ZM18 201V200H17ZM20 201V200H19ZM18 201V203L16 202V206L18 205V204H20V202ZM113 201V202H114ZM6 202H7V200H6ZM12 202V201H11ZM11 202H9V203H11ZM104 202V201H103ZM8 203V202H7ZM9 203H8V205L7 204H0V213H1V215L3 216V218H7V217H10L11 215H12V213L11 212H13L14 210V208H11L12 207V205L13 204H11V205H9ZM15 203V202H14ZM24 204H25V201L23 202ZM21 204H22V202H21ZM20 204V205H21ZM27 204H25L26 205V207H27ZM19 205V206H20ZM29 205V204H28ZM101 205V204H100ZM99 205V206H100ZM159 205V204H158ZM11 206V207H10ZM18 206V207H19ZM22 206V205H21ZM24 206V205H23ZM14 207V206H13ZM25 207V208H26ZM20 208V207H19ZM100 208V207H99ZM18 209V208H17ZM17 209H16V207H15V210H16V212H17ZM13 210V211H12ZM21 210V209H20ZM23 211H24V209H22ZM27 210H28V208H27ZM30 210V209H29ZM98 210V209H97ZM15 212V211H14ZM185 212V211H184ZM183 211H182V216H183V213H184ZM35 214V213H34ZM105 214V215H106ZM186 214V213H185ZM0 215V216H1ZM24 215H25V213H24ZM33 215V214H32ZM109 215H110V217H109ZM174 215V214H173ZM13 216V215H12ZM175 216V215H174ZM186 217H187V215H186ZM189 217V216H188ZM2 217H0V219H1ZM13 218V217H12ZM7 219H9V218H7ZM97 218H96V220H98ZM126 219H133V221H131V222H129V223H126ZM174 219H176V218H174ZM4 219H2L0 222V224H1V226H0V234H6L7 235V233H10L11 231H13L14 230V228H15V232L17 233V236L18 235H20L21 237L22 236H24L25 234H27L28 232H29V228H30V226H28L29 228L27 229V225L28 224H26L27 222H25V224H26V227H21L20 225H21V223H19L20 225H18V228L19 229H17L16 227H13L12 226V222H11V224H9L10 223V221H8L9 223H7V221H3ZM10 220V219H9ZM177 220V219H176ZM176 220H174V221H176ZM184 220V219H183ZM101 221H97V222H101ZM178 221H179V219H178ZM178 221H176V222H178ZM186 221H187V219H186ZM185 221V222H186ZM189 221V220H188ZM175 222V223H176ZM180 222V221H179ZM178 222V223H179ZM182 222V221H181ZM156 223V222H155ZM23 224V223H22ZM180 224V223H179ZM178 224V225H179ZM184 224V223H183ZM155 225V224H154ZM175 226L177 225V223L176 224H174ZM94 226H96V225H94ZM184 226V225H183ZM156 227V226H155ZM178 227V226H177ZM177 227H175V228H177ZM98 229H99V227H97ZM150 228V229H149ZM151 228H152V230H151ZM183 228V227H182ZM32 231H33V228H30ZM178 229H179V227H178ZM180 229H181V226H180ZM80 230V232H81V230L82 229H79ZM100 230V229H99ZM175 230V229H174ZM13 231V232H14ZM77 231V230H76ZM178 231V230H177ZM257 231V229L255 228L254 229V232H256ZM80 232H78V233H80ZM83 232V231H82ZM100 232V231H99ZM16 233H14V235L16 234ZM33 233H35V232H33ZM33 233H31L30 232V234H33ZM39 233H40V231H39ZM73 233H75L74 231H73ZM78 233H75V234H78ZM86 232H84V234H85ZM101 233V232H100ZM38 234V233H37ZM84 234H81V235H84ZM43 235V234H42ZM46 235V234H45ZM49 235V234H48ZM80 235V236H81ZM96 235H98V234H96ZM159 236V235H158ZM2 237V236H1ZM3 237H5V236H3ZM12 237V236H11ZM15 237V236H14ZM20 237V238H21ZM27 236H25V238H26ZM40 237V236H39ZM38 237V238H39ZM51 237V236H50ZM6 238H8V235H7V237H5V239ZM19 238V237H18ZM20 238L18 239V240H20ZM28 238V240H29V237H27ZM30 238H31V236H30ZM75 238V237H74ZM78 238V237H77ZM89 238V237H88ZM8 239H11L10 237L8 238ZM17 239V238H16ZM31 239H33V238H31ZM83 239V238H82ZM3 240V239H2ZM7 240V239H6ZM75 240V239H74ZM78 240V239H77ZM80 240V239H79ZM78 240V241H79ZM85 240V239H84ZM87 240V239H86ZM92 240H93V238H92ZM91 239L90 240H88V241H92ZM101 240V239H100ZM4 241V240H3ZM12 242H13V240H11ZM20 241H22V240H20ZM23 241H27V240H23ZM32 241V240H31ZM36 241V240H35ZM80 241H82V240H80ZM146 241V240H145ZM9 242H10V240H9ZM12 242L10 243V245H8V247L10 246H12ZM18 242V241H17ZM29 242V241H28ZM40 242V241H39ZM84 242V241H83ZM150 242H151V240H150ZM2 243V242H1ZM13 243H15V240H14V242ZM19 244H21L20 242H18ZM24 243V242H23ZM22 243V244H23ZM27 243V242H26ZM37 243H38V241H37ZM81 243V242H80ZM93 243V242H92ZM19 244H18V247H19ZM31 244V243H30ZM30 244H29V246H30ZM34 244H35V242H34ZM41 244V243H40ZM76 244L77 245H80V244H78L77 242H76ZM84 244V243H83ZM96 244V243H95ZM6 245V244H5ZM15 245V244H14ZM25 245H27V244H25ZM37 245V244H36ZM42 245V244H41ZM87 245H89V244H87ZM92 244L90 243V246H91ZM1 246H2V244H1ZM4 246V245H3ZM16 246V245H15ZM28 246V245H27ZM35 246V245H34ZM45 246V245H44ZM89 246V247H90ZM93 246H94V244H93ZM26 247V246H25ZM39 247H40V245H39ZM3 248V247H2ZM2 248H1V250H2ZM5 248V247H4ZM12 248V247H11ZM10 248V249H11ZM21 248V247H20ZM22 248H24V246H22ZM30 248V247H29ZM35 248H36V246H35ZM34 248V249H35ZM43 248V247H42ZM45 248V247H44ZM76 248V247H75ZM82 248V247H81ZM81 248H80V250H81ZM93 248V247H92ZM91 248V249H92ZM9 249V248H8ZM14 249H17V248H15L14 247ZM27 249V248H26ZM25 249V250H26ZM34 249H32V252H33V250ZM83 249H84V247H83ZM83 249H82V252L83 253H85L84 251H83ZM85 249H86V246H85ZM84 249V250H85ZM6 250V249H5ZM23 250V249H22ZM30 250H31V248H30ZM37 250V249H36ZM76 250V249H75ZM88 250H89V248H88ZM93 250V249H92ZM17 251H20V250H16L15 252H17ZM29 250L27 249V252H28ZM38 252H40L39 250H37ZM61 251V250H60ZM76 251H78V249L76 250ZM94 251V250H93ZM132 251V250H131ZM130 251V252H131ZM6 252V251H5ZM14 252V254L16 255V253ZM23 252V251H22ZM22 252L20 251L19 252V254H22ZM31 252V251H30ZM37 252V253H38ZM87 252V251H86ZM4 253V252H3ZM12 253V252H11ZM18 253V252H17ZM36 253V252H35ZM49 253H50V251H49ZM7 254V253H6ZM18 254V255H19ZM30 254H32V253H30ZM30 254L28 253V255L30 256ZM39 254V253H38ZM42 254V253H41ZM40 254V255H41ZM55 254V253H54ZM57 254H59V253H57ZM56 254V256H58ZM129 254V253H128ZM13 255V254H12ZM26 255H27V253H26ZM28 255H27V258L26 259H28ZM35 255V258H36V254H34ZM1 256V255H0ZM8 256V255H7ZM22 256V255H21ZM38 256V255H37ZM48 256V255H47ZM51 256H52V254H51ZM4 257H6V256H4ZM12 257V256H11ZM24 257H26V256H24ZM45 257V256H44ZM53 257V256H52ZM129 257V256H128ZM128 257H127V259H128ZM15 258H17V256H15ZM23 258V257H22ZM45 258H47V257H45ZM44 258V259H45ZM49 258V257H48ZM54 258V257H53ZM81 258V257H80ZM133 258V257H132ZM3 259V258H2ZM39 259H41V256L39 257ZM1 260V259H0ZM3 260H5V259H3ZM10 260V259H9ZM11 260H14L13 259V257L11 258ZM17 260V259H16ZM52 260V259H51ZM60 260V259H59ZM59 260H58V262H59ZM136 260V259H135ZM2 261V260H1ZM18 261V260H17ZM28 260H26V262H27ZM54 261H56V260H54ZM144 261V260H143ZM49 262H51L50 260H49ZM49 262L47 263V264H49ZM5 263V262H4ZM10 263V262H9ZM13 263V262H12ZM15 263V262H14ZM17 263V262H16ZM20 263V262H19ZM24 263V262H23ZM35 263V262H34ZM37 263V262H36ZM35 263V264H36ZM45 263V262H44ZM57 263V262H56ZM18 264V263H17ZM21 264V263H20ZM30 264V263H29ZM97 264V263H96ZM135 264H137V263H135ZM143 264H144V262H143Z\"/></svg>","mask_w":264,"mask_h":264}]
</instances>
